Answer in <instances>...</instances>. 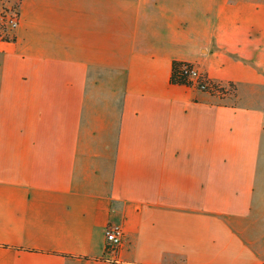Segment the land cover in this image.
<instances>
[{"label": "crops", "instance_id": "0c3cea01", "mask_svg": "<svg viewBox=\"0 0 264 264\" xmlns=\"http://www.w3.org/2000/svg\"><path fill=\"white\" fill-rule=\"evenodd\" d=\"M19 6L0 39V264H262L264 0ZM173 60L233 98L171 83Z\"/></svg>", "mask_w": 264, "mask_h": 264}, {"label": "built area", "instance_id": "2783aa9c", "mask_svg": "<svg viewBox=\"0 0 264 264\" xmlns=\"http://www.w3.org/2000/svg\"><path fill=\"white\" fill-rule=\"evenodd\" d=\"M20 0H0V39H11L20 23ZM196 71H193V76ZM105 239L112 252L120 246L124 232L120 224L109 222L105 227Z\"/></svg>", "mask_w": 264, "mask_h": 264}, {"label": "trees", "instance_id": "16d2710c", "mask_svg": "<svg viewBox=\"0 0 264 264\" xmlns=\"http://www.w3.org/2000/svg\"><path fill=\"white\" fill-rule=\"evenodd\" d=\"M195 66L193 63L184 60H173L171 65L170 82L173 84H182L189 87H196L203 91H207L212 94H220L224 91V87L221 83L213 80L203 71H196V75L193 76ZM230 86L236 88L233 82H229ZM264 264V262L262 263Z\"/></svg>", "mask_w": 264, "mask_h": 264}, {"label": "rangeland", "instance_id": "374dc122", "mask_svg": "<svg viewBox=\"0 0 264 264\" xmlns=\"http://www.w3.org/2000/svg\"><path fill=\"white\" fill-rule=\"evenodd\" d=\"M234 92H235V89L232 86L226 85L224 87V91L220 93V96L224 98H233Z\"/></svg>", "mask_w": 264, "mask_h": 264}]
</instances>
